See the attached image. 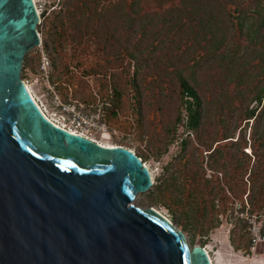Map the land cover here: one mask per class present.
Segmentation results:
<instances>
[{"label":"rangeland","instance_id":"374dc122","mask_svg":"<svg viewBox=\"0 0 264 264\" xmlns=\"http://www.w3.org/2000/svg\"><path fill=\"white\" fill-rule=\"evenodd\" d=\"M36 5L39 42L21 78L43 109L134 150L153 184L133 203L167 216L190 247H208L215 264H264V0ZM182 77L201 99L196 129L186 126ZM250 180L257 201L239 225L224 206L240 205Z\"/></svg>","mask_w":264,"mask_h":264},{"label":"water","instance_id":"95a60500","mask_svg":"<svg viewBox=\"0 0 264 264\" xmlns=\"http://www.w3.org/2000/svg\"><path fill=\"white\" fill-rule=\"evenodd\" d=\"M33 0H0V264H211L154 207L142 159L48 120L21 78Z\"/></svg>","mask_w":264,"mask_h":264},{"label":"trees","instance_id":"16d2710c","mask_svg":"<svg viewBox=\"0 0 264 264\" xmlns=\"http://www.w3.org/2000/svg\"><path fill=\"white\" fill-rule=\"evenodd\" d=\"M181 93L185 99V109L187 112V122L186 126L190 129H196L199 126L200 118H201V99L199 93L192 86L189 81L182 77L181 78ZM251 175V173H250ZM251 186L246 191V198L241 200L240 205L234 203H227L224 206L225 215H227L228 219L232 220L233 222L239 225H246L249 223V219L242 214L250 213L253 214L256 204V197L253 194V187H252V180ZM232 242L234 243V239L231 238Z\"/></svg>","mask_w":264,"mask_h":264},{"label":"bare ground","instance_id":"6f19581e","mask_svg":"<svg viewBox=\"0 0 264 264\" xmlns=\"http://www.w3.org/2000/svg\"><path fill=\"white\" fill-rule=\"evenodd\" d=\"M34 1V3L36 4V0H33ZM37 6V5H36ZM37 11H38V14H40V10H39V8H38V6H37ZM25 84H26V87H27V89H28V92H29V97H31L32 98V100H34L38 105H39V108L41 109V111L43 112V114L45 115V117L48 119V120H50L51 122H53L55 125H57V126H59V127H61V128H63V129H65V130H67V131H69V132H71V133H73V134H78V135H80V136H84V137H86V138H89V139H91V140H93V141H96V142H98V143H100L101 145H104V146H109V147H118V146H121V145H117V144H113V143H106V142H102V141H99V140H95L94 138H91V137H89V136H87L85 133H83V132H80V131H78V130H76L75 128H72V127H68V126H66V125H64V124H62V123H59V122H57L54 118H52L44 109H43V107H42V105L39 103V101L37 100V98L35 97V95L33 94V91H32V89H31V86L29 85V84H27L26 82H25ZM130 149V148H129ZM131 151H133L134 152V150H132L131 149ZM145 165L148 167V169H149V171H150V173H151V179H152V172H151V170H150V168H149V166H148V164L147 163H145ZM135 200H136V197H135ZM156 209V208H155ZM159 211V210H158ZM160 212V211H159ZM161 213V212H160ZM163 214V213H162ZM164 215V214H163ZM165 216V215H164ZM167 217V216H166ZM168 218V217H167ZM169 219V218H168ZM170 220V219H169ZM171 221V220H170ZM203 248H204V250L207 252V254H208V257H209V261L211 262V264H215L214 263V261H213V258L211 257V255H210V252H209V249H208V247H204V246H202Z\"/></svg>","mask_w":264,"mask_h":264},{"label":"built area","instance_id":"2783aa9c","mask_svg":"<svg viewBox=\"0 0 264 264\" xmlns=\"http://www.w3.org/2000/svg\"><path fill=\"white\" fill-rule=\"evenodd\" d=\"M50 66V61H49V59L46 57V56H44L43 57V59H42V68L45 70V69H47L48 67ZM84 115H82L81 117H79V118H81V119H84ZM145 164V163H144Z\"/></svg>","mask_w":264,"mask_h":264}]
</instances>
